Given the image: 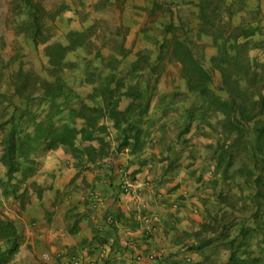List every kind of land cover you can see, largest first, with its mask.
<instances>
[{
  "label": "rangeland",
  "instance_id": "obj_1",
  "mask_svg": "<svg viewBox=\"0 0 264 264\" xmlns=\"http://www.w3.org/2000/svg\"><path fill=\"white\" fill-rule=\"evenodd\" d=\"M16 3L7 2L5 19L0 21V152L2 130L9 125L3 124L14 110L20 115L50 107V103L41 100L46 83L55 85L60 102L67 99L77 108L82 102L92 105L88 96L93 93V86L112 73L124 84L122 92L129 86L135 91H145L149 106L160 96L164 97L163 103L178 104L177 108L184 111L180 113L183 120L179 119L180 124L188 120L190 126L198 123L211 127L209 130L201 127L214 140L206 157L209 167L198 175L212 183L209 188L218 208L207 213L192 211L201 219L195 238L209 245L205 248L206 257L203 254L205 264H224L232 251L224 241L236 237L238 245L243 232L240 218L248 217L247 224L252 226L248 244L239 246L236 252L249 258L243 264H254L250 259L264 246L261 229L255 227L262 213H255L254 196L262 164L258 161L252 164L241 144H232L233 134L227 137L220 113L204 112L203 98L190 91L183 63L176 58L173 48L179 41L191 50L210 75V88L221 98H228L227 87L233 79L249 95L258 98L259 93L264 94V0H210L206 8H201V0H17ZM56 44L68 48L63 59L51 65L45 51ZM127 102L128 98L122 97L120 108ZM70 119L68 109H63L58 120ZM75 124L80 127L82 120L76 118ZM104 125L99 139L93 142L99 141L102 154L113 159L118 151L117 131L112 122ZM109 127L113 129L108 130ZM192 145L174 147L170 156L173 159L167 162L171 172L190 166L191 162L186 161L194 160L196 155L191 151H197ZM84 148L76 152L80 154ZM259 182L257 185H262ZM155 184L160 186L161 181ZM191 248L194 246L187 250Z\"/></svg>",
  "mask_w": 264,
  "mask_h": 264
},
{
  "label": "crops",
  "instance_id": "obj_2",
  "mask_svg": "<svg viewBox=\"0 0 264 264\" xmlns=\"http://www.w3.org/2000/svg\"><path fill=\"white\" fill-rule=\"evenodd\" d=\"M8 1L0 0V21L5 19ZM16 1L12 0L17 4ZM163 100L160 96L149 106L142 145L135 154L125 148L115 152V158L111 159L102 154L99 141L90 142L80 154L68 146L49 150L41 146L32 154L35 161L31 169L24 171L28 165L23 164L10 182L0 160V218L11 220L20 236L16 253L5 264H40V256L45 252L56 259V264L71 256L78 257L80 264H190L188 261L205 264V248L209 245L195 238L201 219L192 211L207 213L218 208L209 188L212 183L198 175L204 167H209L206 157L214 139L206 130L211 127L198 123L190 126L188 120L180 124L183 108ZM204 112L209 113L206 109ZM189 143L194 146L187 148L197 149L191 151L196 158L186 161L191 162L190 166L171 172L167 162L173 159L170 156L174 147L184 148ZM2 147L1 143L0 158ZM254 157L262 169L260 158L264 160V152ZM107 162L113 163L114 168L106 167ZM261 169L258 182L262 185H254V196L255 213L262 215L255 227L261 229L264 241V170ZM123 173L141 182L142 189L136 194L123 193L120 181ZM157 181H161L160 186L155 184ZM92 192L100 194V203L95 208ZM208 200L212 202L210 207ZM152 213L159 219L150 230L143 219ZM107 214L112 215L111 222H106ZM247 220L248 217L240 218L243 232L252 227ZM231 240L236 239L231 237L224 243L230 245ZM192 245L194 248L187 250ZM137 255L141 258L137 259ZM255 257L261 261L257 264H263L264 246ZM192 258L195 260L191 261Z\"/></svg>",
  "mask_w": 264,
  "mask_h": 264
},
{
  "label": "trees",
  "instance_id": "obj_3",
  "mask_svg": "<svg viewBox=\"0 0 264 264\" xmlns=\"http://www.w3.org/2000/svg\"><path fill=\"white\" fill-rule=\"evenodd\" d=\"M209 4L210 0H201L200 6L206 8ZM35 21L37 25L38 22ZM174 44L173 53L183 63L190 91L203 98L201 105L205 106L209 113L218 112L222 115L221 125L227 137L233 134L232 144L240 143L243 151L246 152L247 159L255 164V154L264 152V94L259 93L258 98L255 99L254 96L249 95L246 88L242 89L239 86L237 79H233L230 85L228 83V98H221L210 88L211 77L192 55L191 50L179 41ZM67 48L60 44L46 47L45 52L49 56V63L56 65L60 62ZM46 84V92L41 100L43 103H50L48 109L37 112L28 110L20 115H17V111L14 110L7 122L3 124L9 125L6 126V131H3L0 160L6 167L9 182L23 164L28 165L24 171L31 169L30 165H33L35 161L32 154L39 147L44 146L45 150H49L68 146L74 151L83 147L88 148L89 145L85 143L99 139L101 131L105 128L104 122H112L113 128L117 131L118 151L127 148L131 154L138 152L142 145L149 108V96L145 91H135L133 86H129L122 92L120 89L124 84L117 81L111 73L98 86H93V93L88 96L93 104L82 102L76 108L67 99L60 102L58 97L61 95L58 96L55 85ZM122 97L131 99L123 108H120ZM65 108L68 109L71 119L58 120ZM43 113L46 115H42ZM76 118L82 120L80 127L75 124ZM260 160L264 164V160L262 161L261 158ZM250 172L253 173L254 170L251 169ZM259 180L257 177L256 184ZM251 229V227L246 228L242 234L243 239L237 243L238 245H235L236 240H231L232 251L225 264H243L249 259H242L236 251L239 250V246L248 244L249 240L245 241V237L251 233ZM19 239L20 236L12 221L0 218V241L3 242L2 245L0 244V264H5L12 259L18 249ZM3 246H5L4 250ZM250 260L254 264L261 262L256 257Z\"/></svg>",
  "mask_w": 264,
  "mask_h": 264
},
{
  "label": "built area",
  "instance_id": "obj_4",
  "mask_svg": "<svg viewBox=\"0 0 264 264\" xmlns=\"http://www.w3.org/2000/svg\"><path fill=\"white\" fill-rule=\"evenodd\" d=\"M106 167L108 168H114L113 163L107 162L105 163ZM121 191L123 193L127 194H136L138 191L142 189L143 184L139 181H136L134 179L128 178L124 173L121 176ZM92 197V207L95 208L98 206L100 203V194L98 192H92L91 193ZM94 217V216H93ZM159 219V216L156 213H152L148 216H146L143 219V222L145 225H147L150 230H153L155 228V224L157 223ZM106 222H111L112 221V215L107 214L105 217ZM57 258L59 259L61 257V254L58 253ZM137 259H140V255L136 256ZM55 259V258H54ZM51 255L47 252L42 253L40 256V264H56ZM80 259L76 256H71L67 258H63L61 264H80Z\"/></svg>",
  "mask_w": 264,
  "mask_h": 264
}]
</instances>
